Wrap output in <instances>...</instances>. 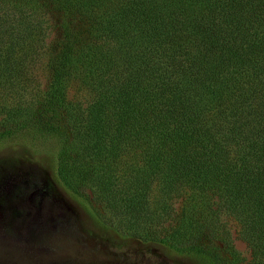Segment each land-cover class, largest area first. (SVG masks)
I'll use <instances>...</instances> for the list:
<instances>
[{"label":"trees","instance_id":"obj_1","mask_svg":"<svg viewBox=\"0 0 264 264\" xmlns=\"http://www.w3.org/2000/svg\"><path fill=\"white\" fill-rule=\"evenodd\" d=\"M36 63L46 84L0 105V141L59 138L58 180L94 185L128 226L150 196L166 219L178 200L148 239L191 264H242L228 221L264 264V0H0L2 98Z\"/></svg>","mask_w":264,"mask_h":264},{"label":"rangeland","instance_id":"obj_2","mask_svg":"<svg viewBox=\"0 0 264 264\" xmlns=\"http://www.w3.org/2000/svg\"><path fill=\"white\" fill-rule=\"evenodd\" d=\"M50 39L51 33L44 42ZM28 69L30 80L25 90L16 91L17 96L10 90V98H2L8 87L1 88L0 105L5 100L22 105L44 88L43 65L36 63ZM81 92L73 87L68 97L82 100ZM4 117L0 114V120ZM61 143L57 137L28 132L0 141V264H191L148 239L160 238V227L164 231L180 219L178 200L170 201L173 211L166 219L164 215L157 217L160 201L150 196L148 213L128 226L130 219L110 209L94 185L77 180L75 194L58 180L55 157L63 147ZM75 150L79 153L81 147ZM86 162L94 165L92 160ZM113 186L108 189L114 190ZM150 225L154 235L147 230ZM224 229L245 264L249 260L245 244L233 232L230 221Z\"/></svg>","mask_w":264,"mask_h":264},{"label":"flooded vegetation","instance_id":"obj_3","mask_svg":"<svg viewBox=\"0 0 264 264\" xmlns=\"http://www.w3.org/2000/svg\"><path fill=\"white\" fill-rule=\"evenodd\" d=\"M17 213L18 214H21L20 208L17 209Z\"/></svg>","mask_w":264,"mask_h":264}]
</instances>
